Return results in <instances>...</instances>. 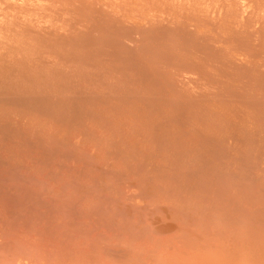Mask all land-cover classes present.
<instances>
[{"label": "bare ground", "instance_id": "obj_1", "mask_svg": "<svg viewBox=\"0 0 264 264\" xmlns=\"http://www.w3.org/2000/svg\"><path fill=\"white\" fill-rule=\"evenodd\" d=\"M0 264H264V0H0Z\"/></svg>", "mask_w": 264, "mask_h": 264}]
</instances>
